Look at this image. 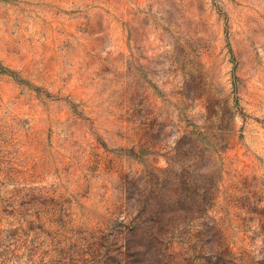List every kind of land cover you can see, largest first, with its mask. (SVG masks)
Returning <instances> with one entry per match:
<instances>
[{"label":"rangeland","instance_id":"obj_1","mask_svg":"<svg viewBox=\"0 0 264 264\" xmlns=\"http://www.w3.org/2000/svg\"><path fill=\"white\" fill-rule=\"evenodd\" d=\"M0 264H264V0H0Z\"/></svg>","mask_w":264,"mask_h":264}]
</instances>
